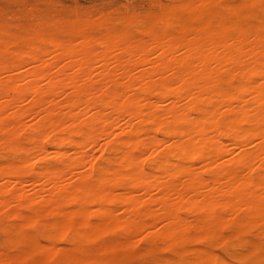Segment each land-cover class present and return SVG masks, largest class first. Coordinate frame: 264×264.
I'll use <instances>...</instances> for the list:
<instances>
[{"label":"bare ground","instance_id":"1","mask_svg":"<svg viewBox=\"0 0 264 264\" xmlns=\"http://www.w3.org/2000/svg\"><path fill=\"white\" fill-rule=\"evenodd\" d=\"M191 1L118 21L0 20V143L20 153L0 163V214L15 220L0 264H92L143 233L170 264H209L216 252L193 243L225 226L264 235V0ZM139 51L158 69L133 72Z\"/></svg>","mask_w":264,"mask_h":264},{"label":"rangeland","instance_id":"2","mask_svg":"<svg viewBox=\"0 0 264 264\" xmlns=\"http://www.w3.org/2000/svg\"><path fill=\"white\" fill-rule=\"evenodd\" d=\"M167 1L168 0H0V9H2V11L0 10V20L2 22H5L6 24H9L10 22L13 23L16 19L21 18L22 20L23 19L25 20L27 25H29V23L32 24V22L37 21V20L41 21L42 23L44 22V24L46 25V24H50L49 21L51 22L55 21V23L57 22L64 23L67 20L76 18L77 16L82 19H86L90 17L96 18L97 17L96 15H98V17L102 16L110 20H113V19L116 20L118 18L116 20L118 21L121 18H125V17H128L129 15H132L133 13H136V15L138 14L137 16H141V14L144 15L143 13L149 14V13H154V12L155 13L161 12V8L163 7V4L167 3ZM201 1L202 2H200L199 0H193L190 3L192 5L206 3L205 0H201ZM217 1L219 4H229L231 6H240L244 4L242 3V0H217ZM160 4L162 7H160ZM247 5L249 4L247 3ZM118 15H120L121 18ZM5 16H8L9 19L8 17L5 18ZM107 16H109V18ZM114 17H117V18H114ZM137 28L138 27H132L128 29V32L130 33L132 37L131 39L135 43H137L142 38V37H139L142 35L139 34V30ZM136 33H137V36H136ZM62 51L63 50L59 52H62ZM116 52L120 53V51H116ZM154 52H152L153 54L150 53L152 57L150 55H147L148 58L146 56L140 57V55L142 54L141 51H139L138 53L136 52L137 53L136 58L134 54V58L132 59V61L136 62V60L138 59L137 60L138 64H135L137 69L134 68L136 70L133 69L134 70L133 72L137 71L135 73H139L145 70L158 69V65L156 64L155 66V64L153 63H155L157 59V55L159 53L157 51H154ZM7 58L8 57H6V59ZM68 61L66 63H68ZM65 62L63 61L62 63L64 64ZM98 65H99L98 63H93L92 65H90L89 69L97 71V69L99 70L100 68V66ZM31 66L33 68L32 64H30L29 66L27 65V68L31 69L29 68ZM113 67L114 66H112L111 69H113ZM133 67L134 66L130 67V70H132ZM23 69H26V67ZM60 99L62 98L60 97ZM33 118H34L33 116L32 118L30 116H27L23 120L27 124H29L32 121L34 122L35 119L33 120ZM27 130L29 131V128L26 127L20 132L19 142L22 145H25V144L27 145L25 137H23L27 135L26 134L28 133ZM53 137L54 135H49L44 139V143L47 145L49 149H50V143ZM1 144L2 143H0V158H1L0 163L1 164L6 163L9 160L16 159L19 156L20 153L18 151L11 150L6 145L4 144L1 145ZM47 158L49 159L48 155H47ZM146 161H145V165L147 166L148 163ZM25 177L28 178L30 176L29 174H26ZM31 188L32 187L28 185L27 191L31 192ZM182 213L183 215L191 219L192 216L189 214L188 211L185 210ZM192 220L193 219H191V221ZM14 223H15V220L13 218L4 217V214H0V253H3L5 251H12L13 244L11 241H12V237L14 238V236L9 237L7 233L4 230H2L1 227H3V229L4 228L7 229ZM232 228L233 227L231 226H225L222 229V233L224 232L223 234L219 233L218 235L214 237L205 238L199 242L193 243L192 246H197V247L202 246V248L210 249V251L213 253L215 252L218 253V252H221L227 249L229 252L230 258L234 261V264H243V263L244 264H264V254L260 252L256 253V252H253L252 250H249V248L254 244L264 243V240H263L264 235L258 236L261 233H256L258 232L256 229H250L243 233L234 234L232 233L234 232V228L233 229ZM47 230L48 228L46 226H41V225L40 227L37 226L36 228H34V231L37 232L36 234L38 235L39 240L42 243L48 242V238H47L48 233H46ZM141 235H140L141 237L139 236L140 241L138 240V237H137V239L134 240L136 242L133 241V245L129 251L102 252L94 256V261H92V264H144L145 261L150 262V264H170L166 260L171 257V252L166 249H158L157 251H154L152 253H149V252L147 253L146 247L149 243L148 237L146 236L145 233ZM116 237L117 238L119 237L118 233H107L106 235L103 236L102 240L108 241L110 239L111 241H113L117 239ZM68 241L69 239L67 240V237H62V238L55 240V244L56 246L58 245L57 247H63V246L65 247V246H68L69 244ZM248 241L251 243H249ZM238 253H241V254L243 253L242 254L243 257L240 260L234 259L232 257L233 255L238 254Z\"/></svg>","mask_w":264,"mask_h":264},{"label":"snow or ice","instance_id":"3","mask_svg":"<svg viewBox=\"0 0 264 264\" xmlns=\"http://www.w3.org/2000/svg\"><path fill=\"white\" fill-rule=\"evenodd\" d=\"M264 7V4H262ZM144 264H150V262L145 261ZM209 264H234V261L230 258L227 249L215 254V259L211 260Z\"/></svg>","mask_w":264,"mask_h":264}]
</instances>
